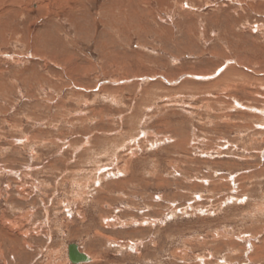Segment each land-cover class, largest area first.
<instances>
[{
  "label": "rangeland",
  "instance_id": "obj_1",
  "mask_svg": "<svg viewBox=\"0 0 264 264\" xmlns=\"http://www.w3.org/2000/svg\"><path fill=\"white\" fill-rule=\"evenodd\" d=\"M0 264H264V0H0Z\"/></svg>",
  "mask_w": 264,
  "mask_h": 264
},
{
  "label": "water",
  "instance_id": "obj_2",
  "mask_svg": "<svg viewBox=\"0 0 264 264\" xmlns=\"http://www.w3.org/2000/svg\"><path fill=\"white\" fill-rule=\"evenodd\" d=\"M67 254L69 261L71 263L87 262L89 257L84 253L79 251L76 243H70L67 247Z\"/></svg>",
  "mask_w": 264,
  "mask_h": 264
},
{
  "label": "snow or ice",
  "instance_id": "obj_3",
  "mask_svg": "<svg viewBox=\"0 0 264 264\" xmlns=\"http://www.w3.org/2000/svg\"><path fill=\"white\" fill-rule=\"evenodd\" d=\"M187 6V5H186Z\"/></svg>",
  "mask_w": 264,
  "mask_h": 264
}]
</instances>
